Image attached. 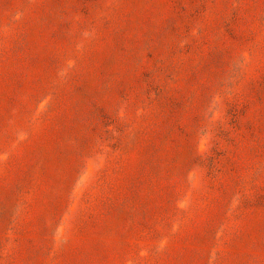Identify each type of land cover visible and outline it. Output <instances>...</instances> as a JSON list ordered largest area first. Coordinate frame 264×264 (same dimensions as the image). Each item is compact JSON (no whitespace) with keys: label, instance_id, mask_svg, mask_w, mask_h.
Listing matches in <instances>:
<instances>
[{"label":"rangeland","instance_id":"obj_1","mask_svg":"<svg viewBox=\"0 0 264 264\" xmlns=\"http://www.w3.org/2000/svg\"><path fill=\"white\" fill-rule=\"evenodd\" d=\"M0 264H264V0H0Z\"/></svg>","mask_w":264,"mask_h":264}]
</instances>
